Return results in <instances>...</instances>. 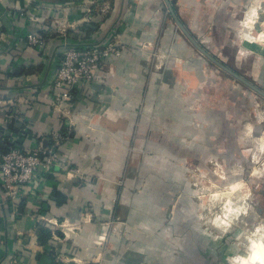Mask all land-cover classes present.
Listing matches in <instances>:
<instances>
[{
    "label": "crops",
    "instance_id": "obj_1",
    "mask_svg": "<svg viewBox=\"0 0 264 264\" xmlns=\"http://www.w3.org/2000/svg\"><path fill=\"white\" fill-rule=\"evenodd\" d=\"M158 13L157 0H0V136L21 131L31 146L64 135L54 171L39 170L32 192L11 201L0 182V264H195V236L171 208L173 164L204 161L209 146L222 161L224 145L239 160L246 138L264 214V108L244 121L219 77L208 95L207 66L159 29ZM109 41L120 54L74 87L63 115L50 85L65 49Z\"/></svg>",
    "mask_w": 264,
    "mask_h": 264
},
{
    "label": "rangeland",
    "instance_id": "obj_2",
    "mask_svg": "<svg viewBox=\"0 0 264 264\" xmlns=\"http://www.w3.org/2000/svg\"><path fill=\"white\" fill-rule=\"evenodd\" d=\"M157 2L159 29H171L174 37L184 41L190 53L207 66L204 80L208 95V88L217 87V83L211 79L219 77L222 82L233 85V105L236 102L242 107L239 116L244 121L252 116L247 111L253 106L259 110L256 115L262 116L260 110L264 108V97L202 55L177 26L165 1ZM170 2L186 28L207 51L264 90V67L259 64L264 54V39L261 36L264 33V0ZM157 53L158 57L166 58V52L159 50ZM252 58L258 64L256 67ZM231 93L229 86L227 88L224 84L223 102L231 97ZM250 144L252 139L246 138L239 146L242 152L239 160L232 158L230 147L224 145L226 152L222 161L211 157L215 148L209 146L206 160H200L198 155L185 156L173 164L175 187L179 191L174 196L171 208L175 219L188 221L195 236L191 242L192 261H196L195 264H241L237 257L248 253L250 240H264V214L260 213L263 196L257 192L259 188L253 191L258 180L246 176L247 148Z\"/></svg>",
    "mask_w": 264,
    "mask_h": 264
},
{
    "label": "built area",
    "instance_id": "obj_3",
    "mask_svg": "<svg viewBox=\"0 0 264 264\" xmlns=\"http://www.w3.org/2000/svg\"><path fill=\"white\" fill-rule=\"evenodd\" d=\"M26 37L31 44L39 45L41 41V38L34 33H28ZM140 45L146 47L147 43L143 42ZM120 52L121 46L111 41L103 45H71L65 49L50 85L54 101L59 107L61 106L63 115L67 117L70 115L66 105L71 101V91L74 87L82 81H90L92 71L96 67L103 65L110 56L119 55ZM162 59L158 57L159 61ZM62 138H64L63 134L56 135L52 137L50 144L42 145L37 141L34 145L25 146L20 134L0 136V182L8 199L18 200L28 192H32L34 177L39 170L41 173L54 171L53 167L59 162L57 145ZM2 147L5 148L4 151H1ZM69 170L71 173H80L78 169ZM80 178L86 179L82 174ZM70 230H73V227L68 225L63 229L66 235H69ZM104 238L103 235L101 239Z\"/></svg>",
    "mask_w": 264,
    "mask_h": 264
},
{
    "label": "water",
    "instance_id": "obj_4",
    "mask_svg": "<svg viewBox=\"0 0 264 264\" xmlns=\"http://www.w3.org/2000/svg\"><path fill=\"white\" fill-rule=\"evenodd\" d=\"M168 10L177 24V26L180 28L182 33L187 37V39L192 43V45L205 57H207L211 62H213L215 65L223 69L224 71L228 72L230 75H232L235 79L242 82L252 90L256 91L260 95L264 97V90L258 87L256 84H254L252 81L248 80L246 77L242 76L235 70L229 68L226 66L222 61H220L218 58H216L214 55H212L209 51H207L192 35V33L186 28V26L183 24V22L178 17L177 13L175 12L170 0H164Z\"/></svg>",
    "mask_w": 264,
    "mask_h": 264
},
{
    "label": "bare ground",
    "instance_id": "obj_5",
    "mask_svg": "<svg viewBox=\"0 0 264 264\" xmlns=\"http://www.w3.org/2000/svg\"><path fill=\"white\" fill-rule=\"evenodd\" d=\"M262 36V35H261ZM264 36V35H263ZM217 172V171H215ZM219 172V171H218ZM225 172V171H224ZM222 173V172H221ZM239 182V181H238ZM228 189V188H227ZM222 191V190H221ZM230 192V191H229ZM236 193V192H235ZM215 194V193H214ZM221 195V194H220ZM215 196V195H214ZM228 196V195H227ZM234 197L233 195H231ZM230 196V197H231ZM216 198V197H215ZM229 198V197H228ZM214 199V198H213ZM226 205V204H225ZM231 205V204H230ZM238 207V206H237ZM236 208V207H235ZM244 208V207H243ZM239 210V208H238ZM226 211V209H225ZM227 212V211H226ZM231 212V211H230ZM233 212V211H232ZM236 213V212H235ZM224 216V215H222ZM229 216V215H228ZM225 218V217H224ZM232 219V218H231ZM222 220V219H221ZM227 222V220H226ZM224 223V222H223ZM227 224V223H226ZM255 237V236H254ZM258 237V236H257ZM249 240V239H248ZM245 256L237 257L238 262L241 264H264V240L251 239L249 244V250Z\"/></svg>",
    "mask_w": 264,
    "mask_h": 264
},
{
    "label": "trees",
    "instance_id": "obj_6",
    "mask_svg": "<svg viewBox=\"0 0 264 264\" xmlns=\"http://www.w3.org/2000/svg\"><path fill=\"white\" fill-rule=\"evenodd\" d=\"M12 134H13V133H12ZM17 134H20L21 137H23V135H24V134H22V132H20V133H19V132H18V133H14L13 135H17ZM4 150H5V148L2 147V148H1V151H4ZM48 234H49V233H48ZM48 234H47V235H48Z\"/></svg>",
    "mask_w": 264,
    "mask_h": 264
}]
</instances>
